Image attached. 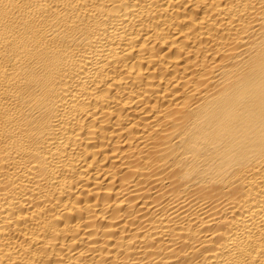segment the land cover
I'll list each match as a JSON object with an SVG mask.
<instances>
[{
    "label": "bare ground",
    "instance_id": "1",
    "mask_svg": "<svg viewBox=\"0 0 264 264\" xmlns=\"http://www.w3.org/2000/svg\"><path fill=\"white\" fill-rule=\"evenodd\" d=\"M0 264H264V0H0Z\"/></svg>",
    "mask_w": 264,
    "mask_h": 264
}]
</instances>
